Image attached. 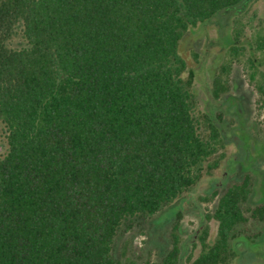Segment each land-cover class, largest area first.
<instances>
[{"label":"trees","instance_id":"1","mask_svg":"<svg viewBox=\"0 0 264 264\" xmlns=\"http://www.w3.org/2000/svg\"><path fill=\"white\" fill-rule=\"evenodd\" d=\"M250 1L0 0V264H121L112 251L125 222L155 216L219 168L222 118L200 110L179 46ZM238 35L213 100L230 92ZM254 181L246 172L212 193L189 264L252 257L243 245L263 232L249 226L264 222L263 203L247 206ZM170 241L160 261L123 264H179V220Z\"/></svg>","mask_w":264,"mask_h":264},{"label":"rangeland","instance_id":"2","mask_svg":"<svg viewBox=\"0 0 264 264\" xmlns=\"http://www.w3.org/2000/svg\"><path fill=\"white\" fill-rule=\"evenodd\" d=\"M233 20L237 25H234ZM238 32L242 51L233 58L230 73V92L219 100L211 97L212 82L220 66L231 59L230 48ZM179 52L187 64L188 76L194 75V92L201 111L221 115L224 148L218 169L205 176L195 187L173 204L164 207L149 218H133L125 222L113 245L114 258L123 264L127 257L139 262L160 261L171 247L170 232L180 222L182 254L179 264H189L200 252L197 236L206 224V215L213 212L217 198L210 200L216 190L224 192L229 183L238 181L246 172L255 176L253 193L247 206L264 204V96L259 95L256 83L264 82V0H252L246 10L225 24L215 17L209 22L190 29L180 42ZM251 60L255 66L252 67ZM255 72V80L250 75ZM5 153L0 138V158ZM210 241L217 233V223L210 221ZM252 231L262 230L263 235L254 243L243 245L250 252L236 258L232 264H264V222L249 226ZM125 254V255H124Z\"/></svg>","mask_w":264,"mask_h":264}]
</instances>
